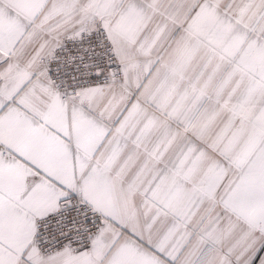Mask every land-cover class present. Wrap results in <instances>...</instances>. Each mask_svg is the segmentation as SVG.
I'll return each instance as SVG.
<instances>
[{
  "label": "snow or ice",
  "instance_id": "1",
  "mask_svg": "<svg viewBox=\"0 0 264 264\" xmlns=\"http://www.w3.org/2000/svg\"><path fill=\"white\" fill-rule=\"evenodd\" d=\"M0 264H264V0H0Z\"/></svg>",
  "mask_w": 264,
  "mask_h": 264
}]
</instances>
